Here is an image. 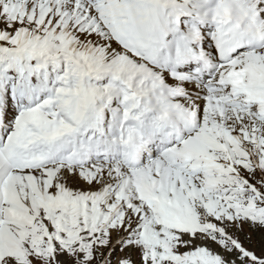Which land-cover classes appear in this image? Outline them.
Segmentation results:
<instances>
[{"label": "snow or ice", "instance_id": "1", "mask_svg": "<svg viewBox=\"0 0 264 264\" xmlns=\"http://www.w3.org/2000/svg\"><path fill=\"white\" fill-rule=\"evenodd\" d=\"M0 264H264V0H0Z\"/></svg>", "mask_w": 264, "mask_h": 264}]
</instances>
